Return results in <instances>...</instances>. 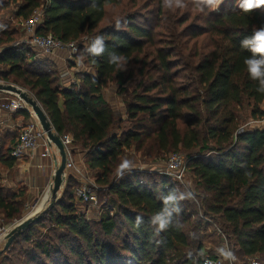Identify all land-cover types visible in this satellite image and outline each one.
<instances>
[{"label": "trees", "instance_id": "1", "mask_svg": "<svg viewBox=\"0 0 264 264\" xmlns=\"http://www.w3.org/2000/svg\"><path fill=\"white\" fill-rule=\"evenodd\" d=\"M110 8L121 9L122 16L108 23ZM40 9L37 35L77 44L75 58L90 70L75 72L65 87L44 56L18 44L17 29L0 30V81L29 92L55 133L72 137L74 154H83L95 173L101 207L114 202L117 211L88 220L70 176L55 206L14 239L0 264H201L219 258L200 259L202 236L220 240L218 229L239 263H264V123L252 124L264 122V94L247 73L244 61L252 54L241 47L264 26V6L246 11L244 0H222L217 11L199 13L190 4L167 10L161 0H0V13L17 20ZM96 36L104 37L106 48L93 57L87 48ZM111 53L126 58L123 69L109 63ZM112 84L127 94L129 126L121 135L104 98ZM16 116L29 119L26 111ZM17 138L0 128V167L17 166L8 148ZM134 149L146 162L184 152L200 208L171 178L136 170L118 175ZM170 192L187 198L157 233L151 217L163 210ZM25 195L0 189L5 225L23 218Z\"/></svg>", "mask_w": 264, "mask_h": 264}, {"label": "rangeland", "instance_id": "2", "mask_svg": "<svg viewBox=\"0 0 264 264\" xmlns=\"http://www.w3.org/2000/svg\"><path fill=\"white\" fill-rule=\"evenodd\" d=\"M221 3H222V0H221ZM221 3L219 4V6L221 5ZM219 6L215 9H212V10L217 11ZM184 11L185 10H183L179 13H177V12H175V13L179 15V14L184 13ZM121 13H122L121 9L110 8L107 22L108 23L114 22L116 19H118L120 16H122ZM22 22H24V21L17 20L15 17L10 16V14H8L7 12L6 13L5 12L0 13V30H1V32L17 29V31L19 32V39H18L19 44L26 39V32L22 26ZM107 22H106V24H108ZM42 59L45 60V63L47 65V69L49 68L50 70H53L54 72H56L58 74V76L61 78V83L64 84L65 87H67L69 84H71L74 81V72H82V71L88 72L90 70L89 68H87L84 65L82 59H76V58H74V61L77 63V64L75 63L76 67L74 66L75 69L71 70L73 67L74 61L69 60L67 52L59 51V52H56V54H54V55L44 56V57H42ZM68 69L70 70L69 73H68ZM185 79H187V76H185ZM65 80L67 82H65ZM182 81H184L183 78H182ZM1 84L13 85V84L4 83V82H2ZM14 86H17V85H14ZM17 87L22 89L30 97H32L31 94L29 92H27L25 89H23L19 86H17ZM125 94L126 93L120 92V89L116 84L110 85V87L104 91V98L112 106V108H113V110L117 116V124H118L117 125L118 126L117 127V133L120 135L129 126V124L126 123L127 115H126V108H125L124 100H126L127 94L126 95ZM15 96L16 95H13V94H7V93L0 92V107L4 103L3 101H1V100H3L2 98H14ZM27 106H28L27 107L28 110L32 113L34 118H36L31 107L29 105H27ZM261 109L264 112V104L261 106ZM250 112H251V109L249 107L245 108V111H244L245 117L249 116ZM8 117H10V116L8 115ZM36 120H37V118H36ZM27 122H29V119L27 120ZM23 123H21L19 125H22ZM249 124H251V121L248 122V125ZM252 124H254L253 126H255V124H256L259 127H262V125H263L262 122H253ZM244 126H246V123L244 124ZM11 132H12V130H11ZM15 134L17 137L18 132L16 130H15ZM12 147L13 146H11V148L9 149L10 152H11ZM54 149H55V147L52 146L53 151H54ZM58 154H59V152H58ZM126 154L129 155V158H130L129 160L132 161L134 166L131 169H125L124 171L136 170V171H140V172H143L146 174H152L153 173V174L161 175L160 172H161V170H163L166 167V165L169 161L170 155L175 154V153L171 152V153L165 155L164 158H162L158 161H154V162L143 161L142 157L140 155L136 154L135 149L133 151L127 152ZM178 154L182 155V159L186 163V166H188L187 155L184 152H180ZM74 162H75V165H76L77 170L79 172L72 173V172L66 171L65 183L59 192V195H58L59 197H60L61 193L63 192V190L65 189L67 179L70 176H72L74 179H76V183H77L78 187L75 188V192L77 189L83 187L84 185L91 183L92 181L96 183V180L94 178L95 173L91 172L88 169L87 165L85 164L84 155L79 153V151L74 154ZM22 163H23V160L18 161L17 166L13 170H7V169L0 167V170H1L0 189H5L6 191L14 192V193L26 192V195L23 197V200H24L23 218L19 221L12 223V224L6 225L7 231H10V232L15 228V226L17 224H19L20 222H22L24 219H26L28 217H31V216L32 217H39V216L43 217L45 212L49 209V207L52 203L51 195H52V185H53L54 175H53L52 179L48 181L47 186H45L43 189L40 188L37 191V194L30 195L29 194V187H30L29 185L30 184L28 182L27 176H23L24 174L21 173ZM57 163L59 165L60 161L58 160ZM179 185H181V184H179ZM182 186L184 187L183 188L184 192H186V194L189 195L190 201L193 204H195L197 206V208L199 209L200 208V199H199V193H198L199 189L196 186V179L191 174V172H189L188 167H187L186 181H185V184ZM98 194L99 193H97V196L99 199ZM36 198L38 199L37 200L38 202H36V200H35ZM99 204H100V201H99ZM100 206H101V204H100ZM108 209H111L112 212L117 211L116 203L111 202V205H109V208L103 209V212L97 211L95 209H91L90 213L88 215L89 216L88 218L91 220H99L101 218V216L103 215V213H104V215H106L108 213ZM82 211L83 210H81V212ZM83 212L84 213H82V214L86 215L85 214L86 213V206H85ZM0 224L4 225V222L1 218V215H0ZM39 229H41L42 232L47 233L48 228H46V226H43V227H39ZM218 235L220 237V240L214 234H213V237H207V236L204 237L201 235L203 238L201 240H202V244L204 246V250H203V254H201V256H200V259H204L206 257H210V256H214V255H217L218 257L222 258V256L218 252V249L223 247V248H226L227 250H229V245H228V241L226 239V235L223 234L222 231H220L219 229H218ZM196 240H200V237L198 236ZM6 244H7V236L0 238V256L5 254V252L9 250V249L5 250ZM195 249H196L195 247L191 248L192 253H196ZM259 260H260V258H259ZM237 264H242V263L238 262Z\"/></svg>", "mask_w": 264, "mask_h": 264}, {"label": "built area", "instance_id": "3", "mask_svg": "<svg viewBox=\"0 0 264 264\" xmlns=\"http://www.w3.org/2000/svg\"><path fill=\"white\" fill-rule=\"evenodd\" d=\"M43 10L40 9L36 11L32 18L22 22V26L26 32V39L20 44L29 45L32 49L39 53L41 56H50L56 54V52L62 51L67 52L69 60H74L75 56L78 54V46L75 43H64L52 35L40 36L37 35V29L42 23ZM19 44V43H18ZM2 82L0 81V84ZM4 85V84H3ZM8 94V93H7ZM4 103L0 107V110L6 112L10 118H13L15 114L19 111H26L29 114V122L23 125H11L10 130H16L18 132V138L11 149V157L17 161L24 160L32 152H34L40 146L43 148V156L47 158L52 157V144L47 139L45 132L42 127L37 122L36 118L28 110L27 104L18 96L14 98H2ZM3 124V123H2ZM3 126V125H1ZM66 151L67 163L66 171L77 173V167L74 162V147L72 137L65 136L60 138ZM161 175L171 178L175 182L181 185L185 184L187 175V166L182 155L175 153L170 155L169 161L166 167L161 170ZM100 188L95 182H91L83 187L79 188L75 192L76 199L83 205L86 206V215H84L88 220V215L91 209L97 211H102L103 209L99 204V199L97 193ZM84 213V212H83ZM10 231H7L6 225L0 224V238L6 237ZM238 260H226L223 258L210 259L206 258L201 264H237ZM250 264H264L259 260V258L252 259Z\"/></svg>", "mask_w": 264, "mask_h": 264}, {"label": "clouds", "instance_id": "4", "mask_svg": "<svg viewBox=\"0 0 264 264\" xmlns=\"http://www.w3.org/2000/svg\"><path fill=\"white\" fill-rule=\"evenodd\" d=\"M221 0H161L163 8L176 11L177 9H185L189 6L199 13H204L205 9H215L219 6ZM260 6H264V0H244V7L246 11H251ZM116 26L119 28L120 21H116ZM241 47L251 52V56L244 61L247 73L253 81L258 82L257 91L264 94V26L256 29L252 36L245 37L241 41ZM105 41L103 36H96L92 43L88 46L87 52L93 56L98 57L105 52ZM109 63L115 65L118 69H123L127 63L123 55L111 53L109 55ZM264 123V122H262ZM133 163L130 160H124L119 166L118 175H122L125 169H131ZM187 198L185 193L170 192L163 197L164 208L162 211L156 213L151 217V223L156 226L157 233L169 227L173 213L180 212V201ZM141 218L137 217V224L141 223ZM218 252L226 260H234L235 256L226 248L221 247Z\"/></svg>", "mask_w": 264, "mask_h": 264}, {"label": "water", "instance_id": "5", "mask_svg": "<svg viewBox=\"0 0 264 264\" xmlns=\"http://www.w3.org/2000/svg\"><path fill=\"white\" fill-rule=\"evenodd\" d=\"M0 92L16 95L31 107L34 115L36 116L38 122L42 127V130L45 132L47 139L59 152L60 164L58 165V163H56V170L54 174L52 195H51L52 203L49 209L47 210L49 211L55 206L58 200L59 192L65 183L66 163H67V155H66L65 147L60 137L55 133L46 113L34 98L30 97L26 92H24L22 89L14 85L0 84ZM47 211L45 213H47ZM40 218L41 216L39 217L31 216L24 219L19 224H17L15 228L7 235V244L5 246V250L9 249V247L12 245L14 239L17 236L24 233L31 226L37 224Z\"/></svg>", "mask_w": 264, "mask_h": 264}, {"label": "crops", "instance_id": "6", "mask_svg": "<svg viewBox=\"0 0 264 264\" xmlns=\"http://www.w3.org/2000/svg\"><path fill=\"white\" fill-rule=\"evenodd\" d=\"M75 67H72L71 70L75 69ZM69 72L70 70L68 69V73ZM65 82L67 81L65 80ZM26 122L27 121L23 116L10 118L6 112L0 110V128L3 131L8 132V134H15V130L11 132L9 126L19 125L21 123L25 124ZM11 146H13V143L8 145L9 148H11ZM58 160L60 161V156L56 148L54 151L52 150V157L48 159L47 157L43 156V148L41 146L23 160L21 173L24 174L23 176H27L28 182L30 184V195L37 194V191L40 188L43 189L45 186H47L48 181L52 179L55 173L56 163ZM35 200L38 202L37 198Z\"/></svg>", "mask_w": 264, "mask_h": 264}]
</instances>
